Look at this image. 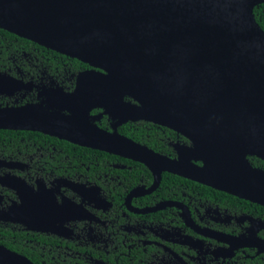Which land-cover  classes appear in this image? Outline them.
<instances>
[{"label": "water", "instance_id": "obj_1", "mask_svg": "<svg viewBox=\"0 0 264 264\" xmlns=\"http://www.w3.org/2000/svg\"><path fill=\"white\" fill-rule=\"evenodd\" d=\"M261 4L264 0H0V30L91 68L51 108H0V130L39 132L146 165L147 156L133 152L150 151L98 129L89 111L101 108L122 122H151L187 136L205 154L207 167L194 173L195 180L213 179L210 171L221 169L224 179L215 182L226 191L264 204V174L245 159L264 160V31L253 14ZM6 79L0 75V84ZM182 165L162 160L161 167L186 176ZM240 181L250 183L249 189ZM0 264L32 263L0 245Z\"/></svg>", "mask_w": 264, "mask_h": 264}, {"label": "flooded vegetation", "instance_id": "obj_2", "mask_svg": "<svg viewBox=\"0 0 264 264\" xmlns=\"http://www.w3.org/2000/svg\"><path fill=\"white\" fill-rule=\"evenodd\" d=\"M67 58L31 45L0 52L8 81L0 84V108H51L73 93L91 68ZM89 120L150 151L133 152L147 156L146 165L39 132L3 130L13 133L0 136V245L32 264H264V204L226 191L215 182L224 179L221 169L195 180L206 156L190 138L109 118L101 108ZM245 159L264 174V160ZM162 160L183 164L186 176L163 170Z\"/></svg>", "mask_w": 264, "mask_h": 264}, {"label": "trees", "instance_id": "obj_3", "mask_svg": "<svg viewBox=\"0 0 264 264\" xmlns=\"http://www.w3.org/2000/svg\"><path fill=\"white\" fill-rule=\"evenodd\" d=\"M253 14H254V18H255L256 22L258 23L260 28L264 31V4L256 6L253 10ZM28 45L35 46L39 50L44 51L45 53H49L51 55L66 59V57L61 56L60 54H57L56 52H52L50 50H47V49L40 47V46L30 42V41L19 38L13 34H10L4 30H0V52H2L3 56L6 55L8 52H13L14 54L20 53L21 49L22 48L27 49ZM68 60L74 62L75 64H77L79 66H85V67L87 66V65L79 62L76 59H68ZM0 63H2L1 60H0ZM11 133H13V132L0 130V136L5 135V134H11Z\"/></svg>", "mask_w": 264, "mask_h": 264}]
</instances>
